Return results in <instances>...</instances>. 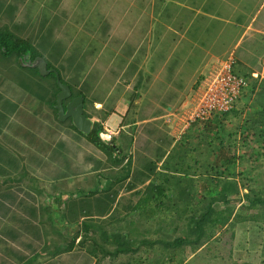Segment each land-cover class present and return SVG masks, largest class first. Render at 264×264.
Masks as SVG:
<instances>
[{"label": "crops", "instance_id": "obj_1", "mask_svg": "<svg viewBox=\"0 0 264 264\" xmlns=\"http://www.w3.org/2000/svg\"><path fill=\"white\" fill-rule=\"evenodd\" d=\"M5 1L13 5L20 3V0ZM80 1L86 7L78 4L71 9L74 15L71 24L90 40L79 52L87 50L91 55L99 54L107 42L111 64H106L99 77L106 73L119 75L125 84L117 88L111 81L107 92L100 91L101 94L93 88L84 89L87 97L94 100L96 109L109 113L102 124L104 130L110 127L116 131L112 139L122 144L123 161L119 165L109 163L107 156L78 130L60 122L47 108L41 109L39 100L26 87L11 80L0 84V138L21 148L29 147L27 156L19 157L0 140V264H95L97 259L77 243L72 250L53 258L44 259L39 254L53 230L63 236L84 235L85 227L89 226V235L93 236L112 228L126 234L136 229L129 228V221L126 226L122 221L118 223L121 219H163L162 209L150 216L146 207L136 210L135 205L142 196H137L136 192L146 195L143 189H147L149 182L150 185L162 184L166 177L178 171V164L182 167L181 156L171 158L191 150L178 144L180 123L194 107L196 91L216 63L233 58L234 72L246 77L248 87L236 104L240 117L226 115L223 123H210L209 129L213 132L220 126L219 135L226 143L233 127L241 125V129H245V120L249 117L264 116V0H102V4L106 3L103 8L96 0ZM34 2L38 4L35 14L44 9L42 13L48 16L50 23L59 12L67 19L68 11L63 3L55 7L50 6L51 0ZM39 4L46 5L39 10ZM113 4H123L128 14L136 12V20L129 23L127 29L119 27L122 19L108 24L105 17ZM17 10L25 11L22 6ZM48 10L51 12L47 13ZM27 12L23 15L28 16ZM119 28L123 29L120 32L123 43L114 41ZM65 29L63 26L59 33L62 37L69 35V29ZM95 33V45H91ZM65 43L67 52H71L68 46L71 42ZM114 44L116 48H111ZM115 57L120 61L118 68L112 66ZM88 69L94 70L90 66ZM156 85L162 86L160 89L170 97L158 98ZM102 87L106 88L105 82ZM115 90L117 94L111 95ZM141 91L147 92V112H142L145 106H142ZM134 105L137 108L134 109ZM192 126L183 132L185 137L199 133L203 142L214 137L203 132L202 126ZM221 140L217 143L218 150L214 149L215 154L205 144L199 146L209 163L214 164L217 155L219 158ZM169 160L173 161L172 165ZM150 167L154 168L152 172ZM23 171L26 175L20 179ZM121 171L123 174L117 179L116 174ZM149 171L152 176L147 179ZM202 183L197 180L199 187H208ZM105 196L116 199L108 215L101 216L109 209ZM125 197L129 203L126 206L122 202ZM197 198L204 200L202 195ZM175 199L178 201L177 197ZM68 211L71 213L66 216ZM83 211L82 215L88 211L92 216H81L78 223H72V214ZM142 230L147 233V225ZM198 252L170 260L186 264L194 260Z\"/></svg>", "mask_w": 264, "mask_h": 264}, {"label": "trees", "instance_id": "obj_2", "mask_svg": "<svg viewBox=\"0 0 264 264\" xmlns=\"http://www.w3.org/2000/svg\"><path fill=\"white\" fill-rule=\"evenodd\" d=\"M12 6L13 4L6 3L5 0H0V76L26 87L39 100L41 106L40 108H47L50 113L58 119V111L55 108L57 94L60 91L57 83V77L55 73L43 76L39 73L38 67L32 66L37 57L43 58L47 62L48 69H56L59 72L61 82L69 85L72 90V97L79 95L84 97L85 115L93 120V125L89 134L80 133L84 135L91 144L107 156L109 163L113 165L121 164L123 161L121 158L122 144L120 145L114 141L112 137L110 140H106L101 137V134L104 131L102 122L108 117L109 113L105 110L95 108L94 100L88 98L84 89L77 86L76 83L80 80L77 75L70 77L71 71H80H74L72 68L75 67L76 63L74 62L73 55L75 53H70L71 55L67 53L66 43L55 38L54 26L52 25V22H49L46 14L42 12L34 16L28 14L25 20H17ZM40 19H42L43 22H39ZM77 62L79 63V61ZM78 75L81 76V74ZM68 81L70 83H68ZM251 90L254 91V86L251 87ZM68 101L69 100L65 101V104ZM229 114H233V116L237 118L240 117V111L236 109L235 105L233 110L222 115H215L212 119L203 123L196 122L193 126L200 125L204 127V131L208 134H213L214 137H211L218 141L221 139V136L219 135L220 132L218 131L220 126H216L212 132V129H209V124L213 122H217V124L223 123L224 117ZM64 123L77 130L70 118ZM245 124V129H241V125L239 127L240 133L243 135L244 139L242 142L243 146H251L254 143L252 140L253 137H257L259 139L263 138L264 140V116L257 118L249 117L245 120ZM185 132L186 131H184V133ZM182 135L183 134L180 135L181 139L178 141V144L181 147L186 146L187 148L192 149L193 153H196L192 156L195 159V164L198 165L197 168H195V170L189 168V166L185 167L183 170L182 168H177L178 171H181L180 175L178 174V171H175V174L166 177L167 180L162 184L148 185L147 189H143V192H147L146 195L144 193L142 194V191L136 192L137 196H142L141 201L135 205V209L137 210L138 208L146 207L147 216H150L151 213L153 214L154 212L161 211V209L165 211L167 201L175 199L174 197L172 199L167 196V193L169 191L172 192L175 189V192L178 193L176 197L178 198L180 207H176L174 205L170 207L172 212L175 211V213H173V217L174 219H178L181 215L182 209L187 213L184 217L186 225L184 224L185 229L182 230L183 237H178L176 242L180 245L184 241V238L188 239L190 245L194 249L197 248L201 242L212 239V237L215 236V232L219 229L226 228L232 222V224L235 225L233 219L237 218L241 221L252 220L255 222L262 220L264 217L263 214H261V216L257 215L258 213L246 215L243 211H238V208L235 209V207H230V204L231 206H234L233 201H231L229 205H226L227 207L225 212L221 210H214L211 208L212 206L208 207L203 212L199 209L197 211L193 210L191 207V201H193L191 200V192H200L202 198L206 199V192L209 193L210 189L213 191L214 189L212 186L215 183L222 184V182H219L220 179L216 175L221 173V169L225 166V163H235L239 160V158L244 159V157L237 154L239 142L233 133H228V141L226 143L224 142V139L221 140V152L219 154V158L216 159L214 164L209 163L203 153L199 151L201 149L199 146L203 144L201 139H197L194 136L187 138L185 137V134L183 136ZM182 137H185V140H182ZM186 155H188V153ZM152 170H154V168L150 167L151 172ZM150 171L147 173V179L152 176ZM184 171L186 172L184 173ZM192 171H194L193 175L191 174ZM214 173L216 175H214ZM122 174V171L116 174L118 175L117 179H119V176ZM24 175H26L25 171L20 174L19 178L23 179ZM195 177H198L197 179L203 181L202 186L207 184L208 187H199L197 181H192V179H196ZM187 179L190 180L187 181ZM222 187L226 188L225 192L222 193L223 196L212 198V200H210L211 204L218 201L217 198L223 200L226 199L227 194L237 195L236 199L239 198L238 193H233L234 190L232 188L228 189L227 186ZM244 189L249 190V193L247 192L245 197H243L245 199L242 209L245 212H249L252 207L256 206V204H260L262 198L258 192L254 191L251 184L246 185ZM179 197L181 199H179ZM105 199L107 201L109 200V209L102 212L101 216L108 215L116 197L105 196ZM237 200L239 202V199ZM70 209L71 208H69V210ZM70 213L71 212L68 211L66 216L70 215ZM83 213L84 211L81 213L78 212L77 214L73 213L72 218H74L72 219V223H78L81 216H92L88 214V211L82 215ZM89 221L90 220H88V222ZM85 229L86 233L84 235L76 233L72 236H63L60 233L57 234L58 232L56 230H53L54 233L52 231V233L47 235V243L39 256L44 259L53 258L63 252L72 250L77 243L78 247L84 248L91 256L97 259L95 264H107L104 262L107 258L113 260L121 255L131 257L139 253L142 254V251H144L142 250V245L145 246V244H147V264H165V253L161 251L160 245H158L159 241L156 239L151 240L148 237L147 240L144 238L139 239V235L134 236L119 232L109 234L106 231H101L99 235L93 236L89 235V226H86ZM234 234L235 232L233 231L231 233V237H234ZM113 243H117L118 245L115 249L111 250L110 247ZM150 255L151 258H149ZM130 261H132V259L129 260L127 264H132Z\"/></svg>", "mask_w": 264, "mask_h": 264}, {"label": "rangeland", "instance_id": "obj_3", "mask_svg": "<svg viewBox=\"0 0 264 264\" xmlns=\"http://www.w3.org/2000/svg\"><path fill=\"white\" fill-rule=\"evenodd\" d=\"M60 2L61 1L59 0H51L50 6L55 5L56 7L57 4ZM104 2L106 1L104 0ZM61 3L64 4V7L66 6L65 8L68 11L67 19L65 18L64 15H62V13L59 12L57 16L55 18L52 17L51 20H52V25L54 26L55 38L63 42H66V41L71 42V46L69 44L68 46L71 47L72 50L71 52L70 50H68L67 53L73 54L76 51V53L73 54L74 62L76 63H75V67H72V68L74 71L76 70H80V71L79 72L71 71L70 77L71 76L74 77L77 75L80 78V80L76 83L77 86H79V88L85 89V90L93 88L96 91H98L96 93H99V94H101L100 91H104L105 93L107 92V86L109 85V82L111 81H114L115 84H117L116 86L117 88H123V86H125L124 81L122 80L123 77L119 75L116 76V75L106 73L104 77L103 75L99 77L100 76L99 74L104 72L103 69L104 67H106V64H108V62H110L111 64V61H110L111 54L107 52L109 48V45L107 42L105 43V46L103 47V52L99 54L97 52L96 54L91 55L89 54V52H86L87 50H85L83 53L79 52V48L87 44L90 40L88 36L81 35L80 30L78 28L73 27V25L71 24L72 19H74L73 18L74 15L72 14L71 9L75 8L78 4H81V1L80 0H63V2ZM96 3L98 5L101 4L100 8H103L106 6V3L102 4V0H96ZM63 4H61L60 7H62ZM37 5L38 4L35 3L34 0H31V1L30 0H20V3L13 5L12 9L15 13L17 20H25L27 16H24L23 12H27L31 10V12H27V13L34 16L36 15L35 14L36 12L34 11H35V8H37L36 7ZM45 5L46 4L44 5L39 4V10L41 8L43 9ZM19 6H22L23 10L25 11L17 10V7L19 8ZM81 6L86 7L83 5V3L81 4ZM123 6H124L123 4H120V5L117 4V6H114L113 4V8L111 7L112 9L110 13H106L105 18L107 22H109L108 23L109 25L112 23L111 21H117L118 19H122L120 21L122 22V24L119 27L123 29H127L129 26V23H134V21L136 20V12H132L128 14V11L126 10L124 11ZM43 11L44 9L42 10V12ZM50 12L51 10H48L47 13H50ZM39 22H43L42 19H40ZM63 26L66 28L65 30L68 31L69 29L68 37H62L61 35H59V33L61 32V28ZM121 28H119V31L116 30L115 32L116 39L114 41L123 43L124 38L122 39L123 35L120 33L121 31H123V29ZM86 34L93 36L92 33H88L87 31H86ZM95 36H97L96 33L94 37L92 38V40L90 41L91 45H95V42H94ZM111 48H116V45L115 44L113 46L111 45ZM77 61H79V63ZM119 65H120V61L117 59V57H115L112 61V66H115L118 68ZM89 66L93 68L94 70L88 69ZM78 74H81V76H79ZM95 78L97 80L95 83H93L95 81ZM104 82L106 83V88L102 87ZM7 83H8L7 79H4L0 76V84H7ZM68 83L70 82L68 81ZM161 87L162 86L156 85L154 88L157 94L160 93L161 95L160 96L158 94V98L162 97L163 95L166 98L170 97L168 93H164V91L160 89ZM117 92L118 90H115V92L112 93L111 95L117 94ZM141 94L143 95V98H144V100H142L143 101L142 106H145L142 109V112H147V92L141 91ZM133 108L135 109L137 108V106L134 105ZM131 115L132 114L129 115L130 118H131ZM239 127L240 126L233 127L231 132H228V133H233L234 136L236 137L237 141L239 142L237 154L243 156L244 159L239 158V160L235 163L234 162L230 164L225 163V166H223V168L221 169L220 174L218 173L216 175L214 173V175L219 177L220 179L219 182L220 183L222 182V184L215 183L214 186L212 187L214 190L212 191V189H210L209 193L206 192L207 196L205 197L207 198L204 199L203 202L201 199L199 200V198H197V196L200 195V192L198 193L194 191L191 192V198L198 199L196 202L191 201V207L193 208L194 211H197L199 209V210H202L203 212L208 207L212 206L211 208L214 210H217V211L221 210L225 212L226 207H227L226 205L227 204L229 205L231 201H233L234 206H231V204L229 206L235 207V209L238 208L237 209L238 211H243V213H245L246 215L255 214V213H258L257 215H260V216L261 214L264 215V140L263 138L259 139L257 137H253L252 140L254 143L251 146H243L242 142L244 141V139H243V135L239 133ZM144 128H145L144 130L146 131L147 126H145ZM201 129L204 132V127H201ZM224 129L225 128L223 127V133H224ZM124 136L126 139H128L126 135ZM194 137H196L197 139H201V135L199 133L197 134L195 133ZM221 139H225V138L221 136ZM0 140L2 142V145L6 146L10 151L16 153L19 157L27 156L26 153L28 152L29 147L27 148L18 147V145L13 144L11 141L5 138H2V139L0 138ZM15 140L17 142V139ZM122 140H124V138H122ZM217 143L218 141L215 140L214 138H211L209 142H203V144H205V146L209 150H213L214 154H215V150H218ZM184 148H186V146ZM187 153L188 155H186ZM195 154L196 153H193L191 149V150L181 152V154H178L177 156H172L171 158L172 160H174V158L176 157H178L179 159V156L183 158V159L181 158V160H183L182 167H181V164H178V169H180L181 167L183 170L185 169V167L189 166V168L195 170V168H197L198 166L195 164V159L192 156ZM215 159H218V155H217V158ZM169 161H170L169 165H172L173 161L172 162L171 160ZM219 171H220V168H219ZM185 172L186 171H184V173ZM193 173L194 171H192L191 174L193 175ZM195 178L196 179H192V181L196 182L198 180L197 179L198 177H195ZM188 180L190 179H187V181ZM150 184L151 183L149 182L147 186ZM248 184H251L254 191L258 192V194L262 198V201L260 202V204H256V206L252 207L249 212H245L242 209V205L244 204V199H245L243 197H245L247 192L249 193V190L244 189V187ZM222 186H225V187L227 186L228 189L232 188L234 190L233 193H238L239 198L237 199H239V202L236 199L237 195L227 194V197L225 195L226 199L223 200V199L217 198L218 201L211 204L210 200H212V198L223 196L222 193L225 192L226 188H223ZM42 187H45V186H42ZM176 195H178V193L175 192V189L172 192L169 191L167 193V196H169L172 199L173 197L176 198ZM135 199H137V197H135ZM179 199L181 198L179 197ZM126 201L127 200L125 197L122 200V202H124L123 203L124 206L129 204V203H126ZM130 202L132 203V200ZM173 205L176 207H180V204L178 203V201H176V199H173L172 201H167L166 206H165V211H163L165 217L161 220L148 219V218H147V221L143 220L144 218L143 219L137 218L136 220L129 218V220H127L126 218L125 221L121 219L118 221V223L121 224V221H122V224L124 223V226H126L128 224L127 222L129 221V223H131L129 224V228L131 229L130 226H132L134 227V229H136V231L128 230L126 233L128 235H134V236L139 235L138 236L139 239L144 238L147 240V237H148L151 240H155V239L158 240L159 241L158 245H160L161 251H163L166 256L164 260L165 264H181V262L179 261L175 263L173 262L174 260L170 261V258L174 259L175 257L176 258L180 257V259H182V258H185L187 254L191 252H195L197 250H199V252L196 258L190 262H187L186 264H264V217L259 222H255L252 220L241 221L237 218L233 219L235 222V225L232 224L233 223L232 222L226 228L219 229L218 231L215 232V236L212 237V239L201 242L199 246L194 249L190 245L188 239L184 238V241L180 245L177 244L176 242V239L178 237H183L182 230L185 229L184 224L186 223L184 222L185 218L183 219V217L186 216L187 213L184 212L182 209L180 217L178 219H174L173 213H175V211L172 212L170 208ZM119 209H120L119 210L120 214H123V210L121 206H119ZM158 217L160 218V216ZM98 222L101 223V221H98ZM144 225H147V233L143 232L146 230H142ZM155 229H160V230H155ZM112 230L114 231V228H112ZM112 230L108 229L105 231L108 232L109 234H113ZM92 231L96 232L95 230H92ZM233 231L235 232V234H234V237H231V233ZM100 232L98 233L96 232V235H99ZM115 233H117V230L114 231V234ZM117 245H118L117 243H113L110 247L111 250L115 249ZM142 246H143L142 250H144L142 251V254L139 253L131 257L127 255H121L118 258H115L113 260H110L109 258H107L106 260H104V262H106L107 264H127V262L132 259V261H130L132 264L133 263L134 264H147V244H145V246L144 245ZM201 248L203 249L200 251Z\"/></svg>", "mask_w": 264, "mask_h": 264}, {"label": "built area", "instance_id": "obj_4", "mask_svg": "<svg viewBox=\"0 0 264 264\" xmlns=\"http://www.w3.org/2000/svg\"><path fill=\"white\" fill-rule=\"evenodd\" d=\"M233 58H227L213 65L196 91L194 107L184 116L178 130L179 136L196 122H205L215 115H222L234 109L248 81L234 70ZM115 130L105 128L101 137L110 140Z\"/></svg>", "mask_w": 264, "mask_h": 264}, {"label": "water", "instance_id": "obj_5", "mask_svg": "<svg viewBox=\"0 0 264 264\" xmlns=\"http://www.w3.org/2000/svg\"><path fill=\"white\" fill-rule=\"evenodd\" d=\"M32 66L38 67L39 73L43 76L55 73L57 77V83L60 89L55 104V108L58 111V120L65 122L70 118L79 132L89 134L93 121L85 115L84 97L82 95L72 97V90L69 85L61 82L59 72L56 69H48L47 62L43 58L37 57ZM67 100L69 101L65 104Z\"/></svg>", "mask_w": 264, "mask_h": 264}, {"label": "bare ground", "instance_id": "obj_6", "mask_svg": "<svg viewBox=\"0 0 264 264\" xmlns=\"http://www.w3.org/2000/svg\"><path fill=\"white\" fill-rule=\"evenodd\" d=\"M189 128H190V127H189ZM189 128H188V129H189Z\"/></svg>", "mask_w": 264, "mask_h": 264}, {"label": "clouds", "instance_id": "obj_7", "mask_svg": "<svg viewBox=\"0 0 264 264\" xmlns=\"http://www.w3.org/2000/svg\"><path fill=\"white\" fill-rule=\"evenodd\" d=\"M103 133V132H102Z\"/></svg>", "mask_w": 264, "mask_h": 264}]
</instances>
